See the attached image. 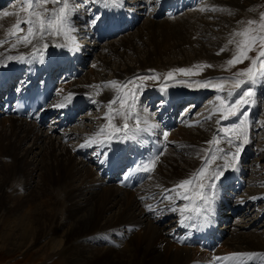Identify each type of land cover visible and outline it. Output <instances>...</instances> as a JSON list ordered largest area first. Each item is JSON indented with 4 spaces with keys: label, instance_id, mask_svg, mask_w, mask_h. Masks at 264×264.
Instances as JSON below:
<instances>
[{
    "label": "bare ground",
    "instance_id": "1",
    "mask_svg": "<svg viewBox=\"0 0 264 264\" xmlns=\"http://www.w3.org/2000/svg\"><path fill=\"white\" fill-rule=\"evenodd\" d=\"M153 1L156 11L151 10L154 6H149L148 0L145 4L133 3V1L128 4L127 0H123L122 5L116 7L96 3L94 0H71L74 9L70 23L78 35L71 32L67 39L64 36H57L52 40L44 41L49 46L44 50L43 59H39L40 61H57L61 64L64 59L71 56L78 59L75 64L76 71L79 74L84 71L79 78H73L69 73L67 77L69 82L65 81L57 85L54 103L50 105L51 107L61 103L65 96L71 94L72 101L68 104V101L65 102V105L76 102L81 104L86 112L75 118L74 121L81 119L78 123L76 122L77 129L70 128V125L67 128L63 127L62 131H59V133L62 132L59 137L53 135L58 127L56 122H51L47 126L41 119H23L10 114L0 115V235L15 241L13 244L18 248L35 247L47 238L41 244L43 256L49 254L58 256L65 264H225L227 262L215 258L237 252L264 253V228L257 224L251 225L246 215L245 218L244 215L243 218H239L243 222L239 221V227L233 232H223L221 228L230 216H236L238 211L250 212L249 208L252 207L260 214V217L264 216L261 215L264 213V206L256 207L255 205L264 201V142L260 141V144H257L256 150L260 155L253 158V164L249 167L244 162H247L248 156H251L253 152V149H250L251 138L248 145L242 149L236 166L221 169L223 175L215 181V188L206 190L212 201V211L206 216L211 223L210 230L214 233L207 234L193 226L194 224L189 226L195 229V236L207 235L206 240L203 241L205 245L200 248L198 244L189 243L188 240H194L193 235L182 233L177 228L181 224L179 209L188 202L177 197L176 192L166 190L173 189L179 181L189 178L201 166L203 152L210 147L207 142L217 134L220 128V125L214 124L212 119H218L220 114H213L215 105L210 102L209 111L206 110L208 112L201 109L198 113L199 117L205 119L203 125L191 126V123L196 121L188 120L191 113L189 105L183 108L185 116L183 115L181 119L183 121H180L179 125L174 116L177 110L188 102L192 104L201 102L207 93L206 90L198 88L187 91L180 87L173 89L170 86L171 89L167 88L168 84L166 87L161 86L165 82L163 79L148 80L145 84H140L141 88L136 93L138 100L135 115L128 123L135 126L139 122L142 129L149 125L156 127L151 131L139 132L135 139H114L91 147H81L86 140L95 136L102 126H105V134L110 131L106 127L108 120L105 116L108 113L109 101L115 99L116 102L112 104V108L119 109V99L116 98L123 96L124 92L131 87L129 85L126 88L117 89L108 82L117 81L123 85L129 80H134L131 78L153 73L162 75L161 78H163V72L169 67L181 66L184 63L169 56L181 51L185 48L183 46H193V44L199 45L197 54L193 58H197V62L198 60L209 62L220 71L207 72L203 76L221 74L220 65L227 52L221 53L220 47L221 42L229 41V39L223 41V31L226 30L225 25L228 22L226 19L220 22L210 20L216 19L217 14L223 15L228 12V8H233L231 12L235 11L239 15L246 14L252 9V3L255 0H243V2L241 0H207V2L200 0L196 7L202 2L205 3L193 12H182L183 14L179 17L176 14L178 13L176 6L173 9L174 13L168 10L172 7V0ZM179 1L178 5L185 3L184 0ZM0 2V9L6 6V0ZM156 3L159 4L158 9L163 7L161 12L157 9ZM188 3L194 4V0H188ZM22 7L3 8L0 14L4 11L18 13ZM208 8H211V12L202 10ZM137 11L147 16L143 23L146 31L144 32L149 35V44L140 54L136 52L134 46L142 43V34L141 32L135 34L131 30L138 21L140 13L138 14ZM165 11L169 12L167 17L170 15L174 17L169 20L180 19L181 22L183 18L184 21L179 25L193 32L185 38L176 39L172 44L169 39L175 31L168 33V37L163 34L164 37L161 36V39H158L153 31L158 29V25L161 29L164 25L151 17L166 16ZM96 15H100L101 19L96 24H92L91 21ZM109 15H115L112 21L107 19ZM25 17L26 14L22 12H19V16L0 15V41L3 39L6 41L0 44V54L27 56L32 51L31 46L20 45L17 49L10 47L15 42V38L9 37L8 29L17 18ZM76 24L82 26H76ZM216 27L222 28L223 33L219 34L220 38H217V33L212 32V28ZM124 30L130 32L118 36ZM94 31L98 32L96 37L92 34ZM19 34L23 35L24 32ZM181 34L183 36V33ZM114 35L118 36L117 39L106 41L101 46L99 55L93 57L92 63L86 70L84 61L87 56L82 48L88 51L89 45L84 41V36L99 43L101 39ZM197 38L206 40L197 42ZM228 41H226L227 48ZM97 43L94 44L97 45ZM57 44H67V46L58 47ZM164 57L169 58L164 59ZM23 62L0 58V69L9 64ZM25 79L27 78H22V80ZM255 86L257 88L254 89V99L258 100L262 94L261 87H264V79L258 81ZM256 105L257 102L254 101L250 108L244 106L241 109V112L245 110L249 112L248 132L250 127H255L253 124L257 125V123L260 129L264 130V112L261 121L252 119L258 111ZM94 108L100 112L98 115L93 111ZM152 108L153 110L150 111ZM154 110L156 113L153 112ZM108 115L115 117L113 122L117 125L123 123L122 118L115 116L114 112ZM209 115L211 119H206ZM158 118L161 125L157 122ZM231 121L234 120L228 122ZM236 121L238 122V118ZM224 122L225 120H222L220 124ZM174 124L177 125L176 128L173 127ZM226 125L229 126V124ZM171 127L174 129L169 130ZM164 133H167V136ZM95 138L103 140L104 136H95ZM28 140L31 144L24 148L23 145ZM170 144L174 145L175 149L163 153L165 146ZM219 146L228 147L222 141ZM132 149L140 154L142 164L151 160H154L155 164L144 181L140 179L138 185L129 187L133 184H128V179L125 178L126 173L119 171L118 167H124L127 162L129 163L128 157ZM175 150H180V153ZM234 150L233 148L232 151ZM32 151L37 154V158L32 160L30 168L26 158ZM118 160L119 165L113 166L115 164L113 162ZM216 163L222 164L223 160H218ZM246 169H250L253 173L252 177L254 176L253 179H247V182L243 179ZM150 175L151 181L144 183ZM35 176L38 177L36 183H34ZM109 177H111L110 181ZM178 191L183 192V189ZM18 192L24 194L15 196ZM232 195H234L233 205ZM229 207H231L230 210H228ZM173 208L177 210L172 211ZM227 211L230 216H227ZM62 214L64 218L58 220V215ZM173 232L176 235L175 239L171 238ZM116 243L120 246L119 249L113 246ZM101 244L107 246H100ZM262 262L264 257L257 256L248 260L246 264H262Z\"/></svg>",
    "mask_w": 264,
    "mask_h": 264
},
{
    "label": "snow or ice",
    "instance_id": "2",
    "mask_svg": "<svg viewBox=\"0 0 264 264\" xmlns=\"http://www.w3.org/2000/svg\"><path fill=\"white\" fill-rule=\"evenodd\" d=\"M23 5L19 12L25 13L24 19L17 18L11 27L8 29V35L10 38L14 37L15 42L11 44V49H17L20 45L24 47L31 46L32 52L25 56L20 55H7L0 54V58L8 61L18 60L25 61L28 58L38 57L40 60L43 59L44 50L48 48L49 44L44 42L45 40H52L57 36H64L66 39L69 33L74 32L75 29L70 23V18L73 14L74 5L71 0H18ZM96 3H103L106 6L116 7L122 5L123 0H94ZM50 5L52 7H50ZM206 10V9H202ZM215 10V9H212ZM18 13H12L4 11L3 17H9L12 15L19 16ZM101 19L100 15H96L92 19V24H96ZM26 25V31L21 25ZM247 27H244L240 32L233 33V39L228 41V45H234L235 50L230 59L226 61V67H233L237 64L250 61L247 68L241 69L232 74L230 77L232 86L227 90V97H233L237 90H241L238 97L234 101L226 100L224 97L217 95L216 101L219 102L213 109V114L219 113V118L216 123L219 125L222 120H230L232 117H237L238 122L233 123L229 126L220 127L217 130V134L213 136L207 143L210 145L209 148L204 150V157H202V163L192 175L184 180L179 181L177 185L171 190L176 192L177 197L187 201L182 208L179 209L181 214V224L185 221L195 220L197 217L206 216L210 214L211 209V198L207 195V189H214L216 184L215 181L219 180L223 175L221 169L234 168L236 161L244 148V146L250 142L248 136V119L249 112L247 110L241 112V108L248 106L249 108L254 103L253 97L255 95L254 86L256 83L264 79V12L260 13L259 21L249 20L247 21ZM24 32L23 35L19 33ZM239 37V39H236ZM6 41H0V44ZM43 42V43H42ZM42 44V46H41ZM58 47H66L67 44H57ZM227 48V45L225 46ZM225 48H221L220 52H224ZM256 51V56L252 57L249 55L250 52ZM219 54V53H218ZM205 67H212L211 65H194L192 68H175L169 70L164 74L166 81L173 80L174 74H182L186 77L193 75H199V72H194L193 69H199L203 71ZM153 72L154 70H149ZM135 79L148 81L156 80V75H146L142 77L134 78L129 80L123 85L117 81H110L112 87L121 89L126 88L129 85L131 87L128 91L124 92L123 96L117 97L119 99L120 108L113 109L112 104L116 101L115 99L109 101L108 113H115V116L122 118L123 123L117 125L113 122L114 116L105 114L108 123L107 129L110 131L105 134V126H102L100 131L95 136L103 135V140H97L95 136L86 140L81 147H91L93 145H99L109 142L114 139H135L136 134L141 131H151L155 125H149L147 128H141L139 122L135 126L128 123L133 115H135L136 101L138 96L136 93L140 90L141 85L135 83ZM186 83V81H180ZM200 88H213L218 92L225 90L226 81L220 79L219 82L214 83L212 80H196L191 81ZM71 99V94L65 96L63 101L55 107H64L65 102ZM211 119V115L206 117ZM147 123V122H145ZM167 136V133H164ZM223 141L228 145L227 148L220 147V143ZM213 145H215L213 147ZM235 151H232V149ZM199 155V154H197ZM229 157L231 159L229 160ZM218 160H223V163H216ZM155 161L151 160L142 165H138L136 171L138 172H151L154 168ZM183 189V192L178 191ZM190 193V194H189ZM168 198V197H165ZM177 209L173 208L172 211ZM186 213H190L187 214ZM195 226V225H193ZM257 256L264 257V253H231L224 257H216L217 260L230 261L232 264H246L248 260H252ZM264 264V262H262Z\"/></svg>",
    "mask_w": 264,
    "mask_h": 264
},
{
    "label": "rangeland",
    "instance_id": "3",
    "mask_svg": "<svg viewBox=\"0 0 264 264\" xmlns=\"http://www.w3.org/2000/svg\"><path fill=\"white\" fill-rule=\"evenodd\" d=\"M133 1V3H138L139 2V4H145L146 3V0H127V3L129 4L130 2H132ZM242 2H243V0H241ZM148 2H149V6H154V7H152L151 8V10L152 9H154L155 11H156V6L153 4L154 3V1L153 0H148ZM205 2H207V0L205 1ZM205 2H202L201 4H203V3H205ZM200 4V5H201ZM23 6L22 4H20L19 2H18V0H11L10 1V3L9 4H6V6L5 7H2L1 9H3V8H7V7H17V6ZM199 5V6H200ZM197 5H195V6H193V7H185V8H183L182 9V11H180V12H178V13H176V14H178L177 16L179 17V15H181V14H183V13H187V12H193V11H195L196 9H198L199 8V6L198 7H196ZM191 8V9H190ZM252 9L249 11V12H246V14H237V13H235V9L233 10L234 12H231L232 11V9L233 8H228V12H225L223 15H219V14H217L216 15V19H211L210 21H212V22H215V21H221V20H223V19H226L227 20V24L225 25V28H226V30L225 31H223L224 32V35H223V41L225 40V39H233V33H237V32H240L244 27H247L248 25H247V21H249V20H256V21H259V19H260V13L261 12H264V0H255L253 3H252V7H251ZM0 9V10H1ZM187 9H189V10H187ZM194 9V10H193ZM148 10V9H147ZM187 10V11H186ZM192 10V11H191ZM185 11V12H184ZM206 11H208V12H211V8H208V9H206ZM206 11H204V12H206ZM83 12V11H82ZM183 12V13H182ZM207 12V13H208ZM213 12H215L216 13V11H213ZM236 12H238V10H236ZM137 13L139 14L138 16V21H137V23L132 27V32H134L135 34H139L140 32V34H142V37H143V41H142V43H140V45H135L134 46V49L136 50V52L138 53L139 52V54L140 53H143L145 50H146V48H147V46H148V42H149V35H148V33H146L145 34V27H144V21L147 19V16L144 14V13H141L140 11L138 12L137 11ZM180 13V14H179ZM175 14V15H176ZM154 15V14H153ZM244 15V16H243ZM172 15H170V17L168 16L167 17V14H166V16L165 15H161V16H152L151 17V19H153L154 21H156V22H158V23H160V22H162V24L164 25L163 26V28L161 29V27L158 25V29H155L153 32L155 33V36L158 38V39H161V36L162 37H164V35L166 36V37H168L167 36V34L168 33H171V31H175L174 33H172L171 35H170V37H172V38H170L169 40H170V43L172 44L173 43V41H176V39H178V38H185L186 36H188V35H190L193 31L192 30H190V31H188L187 29L188 28H185V27H183V26H180L179 24L181 23V22H183L184 21V19L182 18L181 20V22H180V19H177L176 21H172V20H169V19H172V18H174V17H171ZM239 16V17H238ZM176 17V16H175ZM218 17V18H217ZM232 17V18H231ZM221 18V19H220ZM214 20V21H213ZM167 21V22H166ZM230 21V22H229ZM233 23V24H232ZM142 25H143V27H142ZM76 26H82L81 24L80 25H78V24H76ZM21 27L24 29L25 27H26V25H21ZM140 27V28H139ZM233 27V28H232ZM139 28V29H138ZM143 29V30H142ZM166 29V30H165ZM221 29L222 28H212V32H214V33H217L218 34V37L217 38H220V35L219 34H222L223 32H221ZM237 29V30H236ZM165 30V31H164ZM187 30V31H186ZM137 31V32H136ZM145 31V32H144ZM161 31V32H160ZM163 31H164V33H163ZM177 31V32H176ZM128 32H130V31H127V30H124V31H122L120 34H118V36H120V35H123V34H126V33H128ZM191 32V33H190ZM225 32H227V34L225 33ZM233 32V33H232ZM157 33V34H156ZM181 33H183V36H182V34ZM74 34L75 35H78L77 34V32H74ZM144 34V35H143ZM164 34V35H163ZM172 35H174V36H172ZM201 35V34H200ZM117 35L115 36H111V37H108L107 39H103L102 41L100 40L99 41V43H97L98 41H93V40H90V39H88L86 36H84L85 38H84V41L86 42V43H88V45H89V47H87L89 50L88 51H84V49L82 48V51L83 52H85L86 53V56H87V58L85 59V68H86V70L89 68L88 67V65H90L91 63H92V60H93V57L95 56V55H97L100 51H101V46L106 42V41H109V40H114V39H117V37H118ZM222 36V35H221ZM228 36V37H227ZM231 36V37H230ZM230 37V38H229ZM146 38V39H145ZM192 39H194L193 37H192ZM236 39H239V37H236ZM105 40V41H104ZM197 42H201V41H205L206 39H203V38H197ZM3 41H5L4 39H3ZM226 41H228V40H225V43L224 42H221L222 44V46H223V48H225V45H227V42ZM90 43V44H89ZM94 43H97V45L96 44H94ZM87 45V44H86ZM94 45H96V46H94ZM138 46V47H137ZM143 46H144V48H143ZM198 44H193V46L192 45H190V46H183V47H185V48H183L181 51H179V52H175V54H173V55H170L169 57L170 58H173V57H175V60H181L180 62H183L184 61V63L180 66V65H178L177 67L176 66H174L175 68H192L194 65H201V64H203V65H211L212 67H205L204 69H203V71H200L198 68L197 69H193V71L194 72H199V75H193V76H190V77H186V76H184V75H182V74H174L175 75V78L173 79V80H169V82L168 81H166L165 79H164V74H166L169 70H171V69H175L174 67L172 68V67H169V69H167V70H165L164 72H163V78H161L162 77V75L160 76V75H158L157 73L155 74V73H153V74H148V75H156L157 77H158V79H163V81H165L164 82V84L162 83V85L161 86H163V87H166V85H167V88H173V89H176L175 87H180V88H182V90H187V91H194L195 89H198V88H200V87H198L196 84H194V83H191V81H196V80H212L214 83H217V82H219L220 81V79H223V80H225L226 81V83H225V90L223 91V92H218L217 90H215V89H213V88H200V89H204V90H206L207 91V93L204 95V97H203V100L201 101V102H199L198 104H197V102H193V104L192 103H190V102H188L187 104H185V105H183L180 109H178L177 110V112L175 113V119L177 118V125H179L183 120H181L185 115H184V107L185 106H188L189 105V109L191 110V113H190V115L188 116V120H194L195 119V121L196 122H192L191 124V126L193 127V124L194 125H196V126H198V125H203L204 123H205V119H203V118H201V117H199V111L201 110V109H203L205 112H208L209 111V109H208V107H209V103L210 102H213V105H218L219 104V102L218 101H216V99H215V97L217 96V95H220V96H222V97H224L226 100H230V101H234L237 97H238V94H239V92L241 91V90H237V93H234V95H233V97H231V98H228L227 97V90L229 89V88H231V86H232V81H231V79H230V77L232 76V74L233 73H235V72H237V71H240L241 69H244V68H247L248 66H249V63H250V61H245L244 63H241V64H237V65H235V66H233V67H226V61L228 60V59H230L231 58V56H232V54H233V51L235 50V46L234 45H228V48L225 50V52H227L226 54H225V58H224V60H223V62H222V65H220V67L222 68L221 69V74H211V76L209 75H205V76H203V74L204 73H209V72H211V71H215V70H217V68L215 67V65H213V64H211V63H209V62H201L200 60H198V62H197V58L196 59H194L193 57H195V55L197 54L196 52H197V48H198ZM222 46L220 47V48H222ZM232 46V47H231ZM136 47V48H135ZM145 49V50H144ZM144 50V51H143ZM213 52V51H212ZM99 55V54H98ZM249 55L250 56H252V57H255L256 56V51H252V52H250L249 53ZM172 56V57H171ZM169 57H164V59H168ZM179 57V58H178ZM181 57V58H180ZM187 57H189V58H187ZM185 58V59H184ZM186 60V61H185ZM191 60H194V61H192L191 62ZM83 62V61H82ZM191 62V63H190ZM190 63V64H189ZM186 64V65H185ZM223 66V67H222ZM219 68V67H218ZM219 70H217L216 72H218ZM82 72V71H81ZM84 72V71H83ZM83 72H82V74H78V77L76 76V78H79L80 76H82L83 75ZM166 72V73H165ZM220 72V71H219ZM147 75V74H146ZM146 75H142V76H146ZM222 75V76H221ZM141 76V77H142ZM73 78H75V77H73ZM131 79H134V78H131ZM136 80V83L138 82L139 84H145L146 82H148V81H143V80H139V79H135ZM65 81H68L67 79L65 80ZM180 81H186V83H181ZM69 82V81H68ZM141 82V83H140ZM171 86V87H170ZM255 87L256 86H254V89H255ZM171 88V89H172ZM257 88V87H256ZM261 95L259 96V99L258 100H256V99H254V97H253V100L255 101V102H257V109H258V111H257V113L256 114H254L253 116V121H255L256 119H258L259 121H261V118H262V115H263V112H264V106H263V103H264V87L262 88L261 87ZM144 102V101H143ZM192 102V101H191ZM259 102V103H258ZM208 104V105H207ZM100 109H102L101 107H100ZM187 109V108H186ZM208 109V111H206ZM242 109V108H241ZM98 109H96V108H94V110L93 111H95L96 112V114L98 115L100 112L99 111H97ZM151 110H153V108L152 109H150V111ZM101 111V110H100ZM153 112H155V110L153 111ZM260 112V113H259ZM84 113H86L85 111H84ZM156 113V112H155ZM154 113V114H155ZM183 113V114H182ZM201 113H202V111H201ZM184 115V116H183ZM264 116V115H263ZM79 116H77V118H78ZM197 118V119H196ZM85 119V118H84ZM236 119H237V117H232L230 120H234V121H231V122H228V121H230V120H225V122L223 123V124H219L220 125V127H225V126H227L226 124H229V125H231V124H233V123H237V121H236ZM79 120H81V119H79ZM78 120V121H79ZM160 119L158 118L157 119V122L159 123V125H161V123H160V121H159ZM213 120V123L215 124L216 122L215 121H217V118H213L212 119ZM78 121H74L73 123H71L70 124V128L72 127H74L75 129H77L78 128ZM175 121V120H174ZM181 121V122H180ZM257 121V120H256ZM77 122V123H76ZM77 125H76V124ZM176 123V122H175ZM257 123V122H256ZM45 124L47 125V126H49V122H47V121H45ZM177 125H175L174 124V128H176V126ZM255 127L257 126V128H255V127H250L251 129H250V131L248 132L249 133V137L252 139V142L250 143V149H253V152H252V154H251V156H248V159H247V162H244V163H246V166H247V164H248V166L249 167H251L252 165L251 164H253L252 162H253V158H255V157H257V156H259L260 155V153H259V151H257L256 150V147H257V144H260V141L263 143L264 142V130L263 129H260V126L258 125V123H257V125L256 124H253ZM45 126V125H44ZM46 126V128H48ZM69 127V126H68ZM173 127H171L169 130H172V128ZM63 128V127H62ZM62 128H56L55 129V131L53 132L54 134L53 135H55V136H61V134H62V132L61 133H59V131H62ZM64 128H67V127H64ZM73 128V129H74ZM173 128V129H174ZM252 133V134H251ZM263 133V134H262ZM67 140V139H66ZM222 143H224L223 141H222ZM30 141L28 140L26 143H25V145H23L24 146V148H27V147H29L30 146ZM246 145H248V143L246 144ZM264 145V144H263ZM22 146V147H23ZM74 146V145H73ZM173 148V149H172ZM175 149V146L174 145H166L165 146V148L163 149V153H165L167 150L168 151H171V150H174ZM235 151V150H234ZM175 152H178V153H180V150H175ZM34 153V151H32L28 156H27V158H26V160H27V162L30 164V168H31V163H32V160L33 159H35V158H37V154H33ZM203 154H205L204 152H203ZM164 155V154H163ZM255 155V156H254ZM159 158V157H158ZM158 158H157V160H158ZM162 159V157L160 158V160ZM36 160V159H35ZM243 163V162H242ZM259 163V162H258ZM229 168H231V167H229ZM228 168V169H229ZM227 169V170H228ZM243 169H245V168H243ZM252 175H253V173L252 172H250V169L248 170V169H246V173L244 174V181L245 182H247V179H253L254 178V176L252 177ZM250 176V177H249ZM252 177V178H251ZM151 178H152V176L150 175V177L147 179V181H145L144 183H147V182H149V181H151ZM38 181V177L37 176H35V181H34V183H36ZM34 187H35V185H34ZM34 187H32V188H34ZM131 190V189H130ZM18 191H20L19 190V188H18ZM131 191H134L133 189L131 190ZM20 194V196L22 195V194H24L23 192H18L15 196H18ZM237 195V194H236ZM228 196H230V193H228ZM231 198H232V205H233V203H234V195H232L231 196ZM264 200V199H263ZM231 201V200H230ZM261 201V200H260ZM259 201V202H260ZM256 205V207H259V206H261V205H263L264 206V201H262V202H260V203H256L255 204ZM255 207V208H256ZM230 208L231 207H229V209L228 210H230ZM247 209H248V207H246ZM250 209V212L248 211V212H246V210L245 211H243V213H241L242 211H238V214L235 216V215H233V216H230L229 214H228V211H227V216H230L229 217V220L227 221V222H225L224 224L225 225H223L222 224V226H224V227H221V228H223L222 230H223V232H225V231H230V232H233L236 228H238L239 227V225H238V223H240L239 221H242V219L241 220H239V218H243V215H244V218H245V215H246V219H249L250 220V224L251 225H256L257 224V226L259 225V226H262V228H264V216L263 217H260L259 215V213H257V211H255L254 209H253V207L252 208H249ZM223 210V209H222ZM254 210V211H253ZM241 213V214H240ZM246 213H248V214H246ZM224 214V213H223ZM226 214H224V215H226ZM230 214H232V213H230ZM242 215V216H241ZM261 215H264V213L263 214H261ZM64 217H63V214L62 215H58V220L59 219H63ZM174 218V217H173ZM237 218H238V220H237ZM243 222V221H242ZM256 222V223H255ZM220 228V229H221ZM262 228H261V230H262ZM247 229H249V228H247ZM251 229V228H250ZM3 235H0V264H65L64 262H63V260H61V258L60 257H58V256H53L52 254H49V255H47V256H43L44 254H42V245L41 244H43L46 240H47V238L46 239H44V241H42L39 245H35V247H27V248H18V246H16L15 244H13V242H15V241H11L10 239H8V238H6V237H4ZM88 243L89 244H91L89 241H88ZM87 243V244H88ZM88 244V245H89ZM115 245V246H114ZM100 246H107V245H105V244H101ZM113 246L115 247V249H119V245L116 243V244H113ZM46 255V254H45ZM198 255V254H197ZM47 257V258H46Z\"/></svg>",
    "mask_w": 264,
    "mask_h": 264
}]
</instances>
